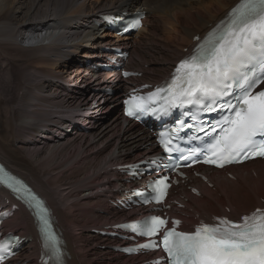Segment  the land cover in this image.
Masks as SVG:
<instances>
[{"label":"bare ground","instance_id":"bare-ground-1","mask_svg":"<svg viewBox=\"0 0 264 264\" xmlns=\"http://www.w3.org/2000/svg\"><path fill=\"white\" fill-rule=\"evenodd\" d=\"M236 1L0 0V71L9 66L8 63L13 62L14 65L12 64V68L8 70L7 81L10 85H13L14 82L17 83L18 89L16 95L11 96L12 90L6 81V87L0 88V160L12 173L23 177L52 208L56 225L63 235L66 250L72 258L70 264H125V259L120 258V255H111V250L107 248L109 242L106 243L98 239L88 231L93 226L109 224V220L97 214L98 211L110 215L114 220L119 219L122 215L108 207L101 209L95 205L96 202L100 203L101 201L98 198L91 199L94 195L93 191L103 190L100 194L103 196L109 182L91 180L95 175L93 174L89 178V184L85 183L86 191L89 192L76 201L81 204L79 213L86 229L83 240H81L82 238H79L81 235H77L76 226L73 227L74 222L70 217L73 205L71 204L70 208L68 206L61 208L62 201L59 200V194L54 193V189L49 187V184L44 180L46 177L37 168L39 163L32 159L37 151L31 158L25 155L39 148L38 137L39 140L47 143L46 134L43 132L46 128H50V123L59 120L60 111L66 106L72 105L76 111L83 112L84 117L92 114L102 121L98 127L93 125L96 128V135L83 142L85 145L83 149L86 148L85 150L91 154L89 156L91 160H83V164L89 168L103 160V158L96 157H100L98 155L105 149L108 138L112 136L109 133L111 127H107L105 131L99 129L101 126L107 125V121L104 120L105 106H101L100 109L92 108L91 101L89 102L87 99L83 101L77 97L64 103L65 98L54 87L55 81L62 80L72 84L71 86L75 89L79 87L87 90L88 86L81 80L83 76H77L78 71L72 64V58L77 53L80 55V60H82L81 58L95 59L98 56L93 55L94 46L100 44V39L105 37L110 40L112 37L104 34L98 36L94 33L97 31L94 22L98 19V15L117 13L126 8L148 14L145 22L149 29L141 30L131 38L130 42L134 46V52L141 60H144L145 56L151 54L154 49L170 53V56H168L169 54H159L158 58H156L157 55L152 56L155 58L150 61L147 72L152 74L153 82L156 83L184 55L182 49L192 46V38L206 31ZM157 32H159L158 35H156ZM149 33H151V37L156 36L157 39L153 38V41L148 38ZM145 47L147 48L145 49ZM150 48V52H147L146 50ZM25 60L28 61V64H19ZM143 60L141 67L148 64L146 60L143 63ZM58 69L62 70L58 71ZM24 85L27 87H23ZM52 108L58 110L55 112L51 110ZM109 114L114 116V120L117 119L114 111ZM22 129L28 130V133L32 132V137L30 135V138L27 139L22 134L21 138L15 139L18 130ZM77 138L78 136H74L53 146L58 148V146L67 145ZM139 157L140 155L136 153L129 159V162ZM104 161L102 162L103 167L106 165ZM70 162H67V165ZM86 163L89 164L86 165ZM48 164L46 165L48 166ZM248 167L250 168L248 169ZM231 169L235 177L234 181L222 176L217 183L213 180L215 177L213 176L214 189H207L200 185L201 196L199 198L191 197L195 204L194 209L198 213L202 215L206 213L220 214L222 208L226 206L231 210L233 216H237L260 206L259 199H264V160H255ZM252 171L255 172V177H253ZM236 185H240L241 188H237ZM45 187L51 188V191H46ZM0 194H4L1 189ZM219 195L220 197H218ZM85 205L86 207L89 205V209L85 208ZM189 207H191L190 204ZM87 209L90 213L86 212ZM9 224L12 225V228L16 227L21 233L26 234L28 239H33L36 236L33 220L23 209L13 214ZM80 228L78 229L80 230ZM85 246H87V250L83 255ZM33 249L34 243L27 244L14 264H36L35 260L30 263V258H36V252L34 254Z\"/></svg>","mask_w":264,"mask_h":264},{"label":"snow or ice","instance_id":"snow-or-ice-1","mask_svg":"<svg viewBox=\"0 0 264 264\" xmlns=\"http://www.w3.org/2000/svg\"><path fill=\"white\" fill-rule=\"evenodd\" d=\"M135 26H139V21ZM258 43L262 45L260 75L264 76V0H243L239 7L231 11L227 23L218 25L191 56L180 62L167 87L157 89V92L167 94L164 97L168 104L165 114L170 108L185 106L216 111L214 105L219 99L230 95L228 89L233 87V83L240 90L234 98L235 102L229 100L220 105V110L226 109L228 114L221 116L215 126L210 125V130L204 133L208 137L207 141L196 135L187 137L188 142L201 141L200 147L189 149L188 155H184L180 147L173 144V139H184L179 136L183 126L193 127L179 121L181 128L172 129L167 139L161 140L166 152L181 153L179 159L193 162H200L199 157L203 156L204 163L217 167L264 157V90L253 92L255 85L260 82L253 78L256 76V67L252 64ZM136 108L142 109L143 105L137 104ZM126 114L132 116L134 113L128 110ZM192 119L199 123L196 113L192 114ZM217 126L219 132L213 135L217 133ZM197 131H204V128L201 126ZM161 135L164 136L163 133ZM13 179L0 176V183L12 186ZM166 180L167 177H164L157 181V186L164 184L166 188ZM14 191L23 193L40 209L38 219L42 224L45 241L56 240L58 244L54 233L50 231L48 210L43 203L22 184L14 187ZM154 191L161 193L162 198L159 187H155ZM217 219L218 224L201 223L191 233L178 232L174 228L165 230L161 243L168 255V264H264V210L256 209L242 217L239 223L227 218ZM165 224V220L153 216L127 227L133 228L140 235L152 237ZM158 246L151 239L147 244L140 245L142 248ZM6 251L0 245V259L4 258L2 253ZM56 255L59 264L60 253L57 251Z\"/></svg>","mask_w":264,"mask_h":264},{"label":"rangeland","instance_id":"rangeland-1","mask_svg":"<svg viewBox=\"0 0 264 264\" xmlns=\"http://www.w3.org/2000/svg\"><path fill=\"white\" fill-rule=\"evenodd\" d=\"M150 34L151 33L148 34V38L152 39L153 41H154L153 38L157 39L156 36L151 37ZM158 34H159V32L156 33V35H158ZM146 48L147 47H145V49ZM150 50H151V48L149 50H146V51L150 52ZM162 52H159V51L154 49V51L151 54H147L145 56L144 60H146L148 65H150L149 64L150 61L155 58V57L152 58L153 55H155V56L157 55L156 58L159 57V54H166V55L169 54L168 56H170L169 52H165V51H162ZM135 60H138V58L135 59ZM144 60H143V63H144ZM26 63L28 64L27 60H25V61H23L22 63H19V64L22 65V64H26ZM12 64L14 65L13 62L8 63L9 66L5 67L2 71H0V88L1 89H4L6 87V85L9 84L8 81H7L8 80L7 76H8V70L10 68H12L11 67ZM60 70H62V69H58V71H60ZM34 71H35V69H34ZM5 81L7 82V84L5 83ZM8 86H10L9 88L12 90L11 96H15L16 95V90H18L17 87H16L17 83L14 82L13 85L9 84ZM23 87H27V86L24 85ZM8 94H10V93H8ZM5 100H7V98H5ZM51 110L56 112L58 109H56V108L53 109L52 108ZM62 112H64V111L62 110ZM19 131L20 132L22 131L25 134L22 133V132L20 133ZM22 134L25 135L23 137L28 139V138H30V135L32 134V132L28 133V130H25V129L24 130L23 129L22 130H18V133L16 134V136L14 138L15 139H19V138H21ZM31 137H32V135H31ZM86 139L88 140V138L76 139V140L68 143L67 145L62 144V145L58 146V148L56 147L58 153L55 150L56 148L53 145L47 146L45 143H42L40 141L42 144L39 142V144H38L39 148L38 149H35V150L31 151L30 154H25L28 158H31L35 154V152L37 151L36 154L34 155V158H32V159H33L34 162L37 161L39 163L37 168L41 172V174H43V176L46 177V179H44V178L43 179L47 182V184H49V187L54 189L53 192L54 193L57 192L59 194V196L61 197V198L59 197V200L62 201L61 208L64 207V206H68L70 208V206L72 207V205H73V207L70 210V217L72 218V221L74 222L73 227L76 226L77 235H81L79 237L80 239L82 238L81 240H83V235L85 234V230L86 229H85V227L82 224V219H81L80 213H79L80 210H81V204H80V202H76V201H78L79 198L82 195L87 194V192H89V191H86V186H85V183L89 184L88 183V182H90L89 178L93 174H96L98 171H100V170H102L103 168L106 167V165H105V167L102 166V162L105 160L104 157H96L98 159L103 158V160L100 161L99 163L97 162V163L93 164L89 168H87L85 166V164H83V162H84L83 160H86V161L91 160V159H89L91 157H89L88 151L85 150L86 148L83 149L84 146H85L83 144V142ZM89 139H91V138H89ZM55 145H59V144H55ZM52 146H53L54 149L52 148ZM105 149H104V151H105ZM65 151H67V152H65ZM42 155H45V156H42ZM87 157H88V159H87ZM69 161L73 162V164H71V162H70L67 165V162H69ZM44 162H45V164H44ZM31 163H32V161H31ZM47 163H49L48 166L46 165ZM89 163H86V165L89 164ZM74 165H77V166H74ZM94 166H95V169H94ZM42 168H44V169H42ZM80 172L81 173L85 172V173H83L84 174L83 175ZM102 181H104V180H100V182H102ZM83 186H85V187H83ZM49 187H45L46 191H51V188H49ZM236 187L239 188V189L241 188L240 186H236ZM95 191H97V190H95ZM95 191H93V193ZM54 201L56 202L57 200H54ZM259 201H260V199H259ZM95 205H97L99 207L100 203L96 202ZM89 207H90L89 205H87V207L85 205V208L89 209ZM88 209L86 210L87 213L89 211ZM89 213H90V211H89ZM74 220H76L77 222L74 221ZM80 221H81V223H80ZM79 223H80V225H79ZM7 224H8V229L9 230H11L13 228L16 229V227L12 228V225L9 224V221L7 222ZM78 228H80V230ZM75 237L78 238V236H76V235H75ZM86 250H87V246H85L84 253H82L83 255H85Z\"/></svg>","mask_w":264,"mask_h":264}]
</instances>
